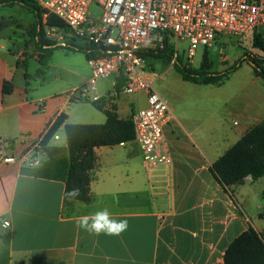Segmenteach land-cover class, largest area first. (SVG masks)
Masks as SVG:
<instances>
[{"label": "crops", "instance_id": "obj_1", "mask_svg": "<svg viewBox=\"0 0 264 264\" xmlns=\"http://www.w3.org/2000/svg\"><path fill=\"white\" fill-rule=\"evenodd\" d=\"M11 30H0V222H10L7 230L0 228V264H223L227 247L249 227L264 238V177L253 181L248 176L231 187L232 199L209 170L264 121V80L252 68L249 82L235 87L233 105L223 111L227 104H220L212 120L190 121L169 106L172 117L163 131L169 154L165 166L146 171L135 141L95 148L90 200H65L68 152L63 125L57 139L53 136L44 147L40 142L61 114L66 115L64 124H103L106 117L91 99L71 97L91 77L84 62L77 60V67L67 69L82 81L79 86L32 89L24 80L30 77L24 49L32 45L24 39L21 47ZM31 56L37 61L38 51ZM5 82L13 85L10 94L3 93ZM97 83L95 95L106 103L114 81ZM82 101L92 110L75 114ZM112 104L118 117L127 119L145 108L146 100L137 108L118 98ZM229 117L232 127L226 131ZM37 146L41 163L29 167L25 159ZM104 208L117 219H127L128 229L120 236H97L77 226L80 216Z\"/></svg>", "mask_w": 264, "mask_h": 264}, {"label": "built area", "instance_id": "obj_2", "mask_svg": "<svg viewBox=\"0 0 264 264\" xmlns=\"http://www.w3.org/2000/svg\"><path fill=\"white\" fill-rule=\"evenodd\" d=\"M43 10V21L53 15L68 29L76 44L100 49L96 57L86 60L91 77L86 84L73 90L75 101L91 99L97 102L96 83L99 80L120 82L111 97L120 94H143L146 107L132 114L134 141L142 153L146 171H154L169 162L164 128L171 120L166 100L154 90L146 70L148 60L143 53L164 47V40L174 49L171 63L178 56L177 43L186 40L185 66L196 65L197 49L210 47L220 35L245 36L257 33L264 41V0H34ZM91 5L98 7V15L91 16ZM56 28H46L49 38ZM57 40V41H58ZM171 41L176 42L173 45ZM252 57V55H250ZM37 106L41 110L42 103ZM57 139V136L54 135ZM41 147L37 146L25 162L39 166ZM7 222V227L5 223ZM0 228H10L8 220H1Z\"/></svg>", "mask_w": 264, "mask_h": 264}, {"label": "trees", "instance_id": "obj_3", "mask_svg": "<svg viewBox=\"0 0 264 264\" xmlns=\"http://www.w3.org/2000/svg\"><path fill=\"white\" fill-rule=\"evenodd\" d=\"M19 6L33 15L34 22L26 32L25 43H30L37 51V61L43 67L37 74L44 75L45 68L53 51L66 50L73 53H81L87 59L96 57L100 49L91 45L80 46L67 35L68 29L53 15L47 16L43 21V10L34 0H0V8H12ZM4 18L0 21V30L8 27ZM46 28H56L64 34L63 41L48 38ZM252 46L264 52V41L259 35L254 34ZM172 47L164 40V47L145 50L143 55L147 60H164L171 62L173 58ZM243 62L251 64L254 74L264 80V60H259L244 55L233 66L223 72H211L208 59V50L205 48L202 61L198 69L183 66L180 58H176L174 67L183 80L198 85H222L229 76L234 73ZM27 83V75H25ZM120 89V82L114 88ZM13 85L5 82L3 93L10 94ZM113 97L103 103L102 100L92 102V106L101 111L106 120L103 124H64L66 115L61 114L56 118L47 130L40 144L44 147L55 133L63 125L68 152V166L64 175L65 188L64 199L88 202L90 200L91 172L96 165L95 148L111 147L122 143L134 141L135 131L132 115L127 119H120L116 113ZM210 173L216 182L233 196L231 187L242 184L246 177L253 181L264 177V121L249 129L241 139L232 145L211 166ZM79 189L80 195L75 199H69L68 192ZM223 264H264V238L252 227L235 238L225 250Z\"/></svg>", "mask_w": 264, "mask_h": 264}, {"label": "rangeland", "instance_id": "obj_4", "mask_svg": "<svg viewBox=\"0 0 264 264\" xmlns=\"http://www.w3.org/2000/svg\"><path fill=\"white\" fill-rule=\"evenodd\" d=\"M98 12L99 10L96 5H91L88 9V14L91 16H97ZM2 18L8 22L9 27L12 26L11 31L14 34V39L20 41L19 45H21V47L24 46L22 41L24 43L26 32L34 22L33 15L19 6H14L12 8H0V21ZM254 34L257 33L253 32L245 36H218L214 43L207 48L210 71L223 72L237 63L244 55H252V58L264 60V52L252 46ZM61 35V33H55V37H51V34L49 38L58 40L57 37ZM58 41L61 42L60 39ZM170 42L173 45L176 43L171 40ZM2 43L6 42L3 41ZM187 46L188 43L186 40H179L177 43L178 58H180L183 66H185L186 63ZM171 50L174 52L173 48ZM204 50L205 48L203 47L197 49L196 65L193 67L194 69L199 68ZM24 51L27 56L25 66L30 76L29 78L27 77V81L30 83L32 89H42L43 87L49 90H69L82 83L79 78L72 77L67 69L77 67L78 65L75 63L77 60L87 65L83 54L77 53L74 55L66 50H55L44 70L45 74L38 75L37 72L43 67L31 56L35 54V49L28 45ZM148 64L149 68H147L146 73L152 81L154 90L161 98L167 101L176 115H186L190 121L203 122L212 120L213 113L217 112L218 106L224 102L227 106L223 107V111H226L229 106L233 105L235 87H238L241 83L247 84L249 82L248 76H252L251 64L243 62L237 69L240 70L238 73L239 75H231L229 80H226L222 86L198 85L183 80L174 67V64L171 62L168 63L162 59H149ZM239 76L244 78L241 79ZM24 80L26 81V79ZM97 84H100V80ZM117 98L122 104L127 106L130 105L133 108L142 106L145 102L141 93L135 95L121 94L114 99ZM82 104H84L83 101L80 105L74 107L73 111L75 114L76 112L86 110V108L92 110L91 107ZM98 116L103 118L101 114ZM232 119L233 118L229 117L225 120L226 131L232 127Z\"/></svg>", "mask_w": 264, "mask_h": 264}, {"label": "clouds", "instance_id": "obj_5", "mask_svg": "<svg viewBox=\"0 0 264 264\" xmlns=\"http://www.w3.org/2000/svg\"><path fill=\"white\" fill-rule=\"evenodd\" d=\"M80 195L79 189H73L68 192L69 199H75ZM77 226L84 231L94 235L120 236L128 229L127 219H117L107 209H100L93 213L80 216ZM7 222L5 227H7Z\"/></svg>", "mask_w": 264, "mask_h": 264}, {"label": "water", "instance_id": "obj_6", "mask_svg": "<svg viewBox=\"0 0 264 264\" xmlns=\"http://www.w3.org/2000/svg\"><path fill=\"white\" fill-rule=\"evenodd\" d=\"M68 37H70L71 36V34H68L67 35ZM78 45H80V46H84L83 44H81V43H77Z\"/></svg>", "mask_w": 264, "mask_h": 264}]
</instances>
